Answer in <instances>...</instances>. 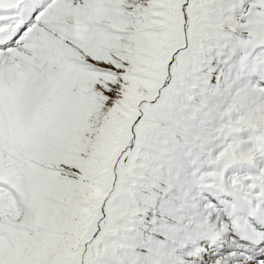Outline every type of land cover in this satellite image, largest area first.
<instances>
[{"label":"snow or ice","instance_id":"snow-or-ice-1","mask_svg":"<svg viewBox=\"0 0 264 264\" xmlns=\"http://www.w3.org/2000/svg\"><path fill=\"white\" fill-rule=\"evenodd\" d=\"M0 264H264V0H0Z\"/></svg>","mask_w":264,"mask_h":264}]
</instances>
